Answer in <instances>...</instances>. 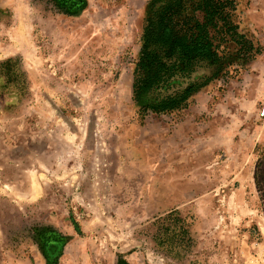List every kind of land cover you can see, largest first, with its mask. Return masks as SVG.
<instances>
[{
  "label": "rangeland",
  "instance_id": "1",
  "mask_svg": "<svg viewBox=\"0 0 264 264\" xmlns=\"http://www.w3.org/2000/svg\"><path fill=\"white\" fill-rule=\"evenodd\" d=\"M82 1L0 0V264H264V0H234L254 59L222 44L161 114L131 89L152 0Z\"/></svg>",
  "mask_w": 264,
  "mask_h": 264
},
{
  "label": "trees",
  "instance_id": "2",
  "mask_svg": "<svg viewBox=\"0 0 264 264\" xmlns=\"http://www.w3.org/2000/svg\"><path fill=\"white\" fill-rule=\"evenodd\" d=\"M51 3L56 11L67 15L83 7L82 0ZM234 11V0L150 2L132 73V100L141 102V111L161 114L184 107L197 85L173 91L171 82L188 78L201 64L219 63L222 44L234 43L241 58L254 59L259 50L238 32L232 20Z\"/></svg>",
  "mask_w": 264,
  "mask_h": 264
},
{
  "label": "built area",
  "instance_id": "3",
  "mask_svg": "<svg viewBox=\"0 0 264 264\" xmlns=\"http://www.w3.org/2000/svg\"><path fill=\"white\" fill-rule=\"evenodd\" d=\"M258 118L264 121V105L259 109Z\"/></svg>",
  "mask_w": 264,
  "mask_h": 264
}]
</instances>
